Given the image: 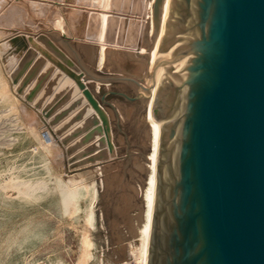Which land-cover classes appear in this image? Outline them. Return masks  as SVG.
<instances>
[{"label": "water", "instance_id": "1", "mask_svg": "<svg viewBox=\"0 0 264 264\" xmlns=\"http://www.w3.org/2000/svg\"><path fill=\"white\" fill-rule=\"evenodd\" d=\"M163 2L153 5L157 42ZM65 3L52 5L67 18L72 9ZM129 22L124 16L120 27ZM10 40L26 49L11 73L16 92L29 88L27 101L41 92L34 105L63 142H93L95 152L99 134L101 149L90 162L113 158L109 115L83 71L65 63V53L42 33L40 43L29 37L30 49L23 39ZM160 53L166 58L154 117L161 138L146 264H264V0H172ZM64 76L81 96L65 81L56 91ZM94 77L137 85L112 73ZM84 117L92 124L70 133Z\"/></svg>", "mask_w": 264, "mask_h": 264}, {"label": "bare ground", "instance_id": "2", "mask_svg": "<svg viewBox=\"0 0 264 264\" xmlns=\"http://www.w3.org/2000/svg\"><path fill=\"white\" fill-rule=\"evenodd\" d=\"M14 1L20 3L27 1L33 8L34 14H36L38 17L40 15L44 16L46 15L45 13L49 12L48 14L51 20L47 18L45 21L49 20L51 22V30L48 31L43 28L38 29L35 27L36 29L34 28L33 31H30L28 27V30L26 31V27H24L25 30H23L16 27V24H12L13 26L11 25V27H6L4 25L5 22L3 24V21H5L6 18L9 19L12 17V19H15L20 17L21 11L24 9L22 8L23 6L20 8V4L13 5L12 3H14ZM81 1L82 0H74L73 4H67L63 0H0V26L4 25L3 27H0V29H2V32L8 34L11 33L9 38L7 40L5 39V42H0V50L6 55L7 61L5 60V62H7L6 67L8 68L7 75L9 77V81L11 82L10 85L12 92L14 94H18L19 97H21L27 104L31 105L36 110V112H33V114H36L37 112L43 113L42 108L39 109L34 105L41 92L36 94L30 101L25 99L29 88L20 94L16 92L18 84L13 83L10 76L16 68L18 61L26 53V49H18L16 44L11 43V38L16 37L23 39L27 44V49H30L32 45L29 37L39 42L38 36L42 33L46 35L57 48L62 50V48H60L58 45L60 42L57 44L56 41H54L53 38L49 36V33L50 31L55 30V32H60L59 35H62V32L65 29V26H63L65 22V25H71L74 31L73 33V31L71 32L69 29L68 34L65 31V37L69 38V40L72 42L75 40V43L76 41H81L82 44L85 45H83L85 47H83V49L86 52L83 51V53L86 54V56L88 55L92 61L94 60L96 68L95 71L99 72L107 67L108 53L111 49L116 51H124L126 54L127 52H131L134 54L133 56L135 61L136 59H139V65H137V67H135L136 65L133 64V66L129 65V67L131 66L129 69H131L134 73L130 75L136 80L138 97L146 107L144 120L149 132L147 138V140H149V150L145 158V166L147 169L146 182L143 184L144 187L140 190L142 198V210L140 209V216L137 218V223H135L136 226L134 229L136 232V238L129 253L137 262V264H146L150 223L152 219V207L157 178V165L159 160L158 146L161 138V134L158 132L157 121L154 117L155 99L159 91L165 62L164 59L166 58V55L160 53V47L167 35V26L171 14L172 0H164L163 2L161 12V38L159 42L154 40L155 20L153 5L155 0L132 1L133 3H138L140 10L138 14L135 13L131 15V19L133 17L139 22V28L136 42L130 45L125 43L126 41L124 37L123 40L125 42H119V32L117 31V28H114L112 37L109 38V32H111L114 18L118 20L124 17L121 16L124 14V12L121 11L122 9L115 7V0H83V2L85 1L84 4ZM54 2L60 3V5H64V3L65 5H69L72 9L69 17L65 18L63 14L61 15L59 10H57L54 5L53 7H49V5L51 6ZM32 19L33 17L31 20ZM128 19L130 18L128 17ZM114 24L116 25V23ZM57 39L58 41L60 40L62 42V40L58 37ZM69 40L66 39L65 41L70 43ZM91 44L97 46L96 53L90 50ZM76 47V50L79 49L78 46ZM14 50L15 52H13ZM62 51L65 53V63L74 65V67H76L75 70L78 68L79 71H83V82L87 86L90 83H93L92 85H94L95 89L98 91L103 83L94 77V74L96 75V73H88L83 69L81 70V67L76 64L77 62L75 63L66 51ZM39 56L40 53H36V57L33 62H35ZM48 63L49 62L46 61L45 64ZM129 64H131V62ZM56 71L57 70L54 72ZM64 81L65 89H74L75 96H81V92L78 91L74 81L69 79L67 76H64V79L58 84L56 91ZM104 85L109 86V83H105ZM7 87L8 83L4 81L0 75V104L5 107L6 111L4 112L12 111V109L15 107L13 106V102L18 99L16 95H14L12 98L8 95L6 91L8 89ZM12 95L13 94H11V96ZM83 102L87 104L86 101L83 100L82 103ZM82 105H84V103ZM92 114L96 115L94 111ZM92 114L90 113L89 115ZM122 114H125V111ZM120 118L124 119V116ZM14 121L17 123V118H14ZM91 124L92 118L84 117L76 125L71 127L69 132L71 133L72 130H77L79 128H82L83 130ZM47 129L40 133L42 142L32 139L28 136L15 138L16 151H18L26 160V165H22L16 173H10L12 174V178L9 181V185L7 184L8 182L3 183L0 179V198L3 200V205L8 207L4 210L0 209V220H3L4 222H12L16 217V213L13 211L15 208H19L21 205L27 206L33 202L37 203L44 201L45 203L43 208L46 214L39 218L34 216H26L17 220L14 225L11 224V227L9 226L3 231L5 238L0 241V250L9 255L8 261L10 263L14 262L13 264H19L20 262L16 260L19 259L25 251L35 248L41 249V256L44 259V264H95L98 261V248L94 240L91 238L90 232H95L98 229L97 216L95 213V206L99 199L98 190L94 182H90L91 184H86L88 182H84V178L81 176H75L74 174L72 175V173L69 175L68 173H70L71 170L67 171V176L65 175L67 177L66 180H62L51 170V168H49L48 156L52 154V142L54 141V144H57L55 141L59 142L62 140V138H59L61 135H58L57 138ZM93 131H95L94 128ZM44 133L47 134L48 139L44 136ZM99 139V134L94 137V141L97 146L95 150L96 153H98L101 149ZM12 141L14 140L12 139ZM58 155L60 156L59 153ZM61 157L63 156L61 155ZM105 161L106 160H104V164L107 163V161ZM102 164L103 162L95 164L98 172L100 173ZM105 174H107V172ZM8 186L15 190L14 196L9 195V193H5V189ZM122 261L126 263V257H123ZM123 262L122 264H124Z\"/></svg>", "mask_w": 264, "mask_h": 264}, {"label": "rangeland", "instance_id": "3", "mask_svg": "<svg viewBox=\"0 0 264 264\" xmlns=\"http://www.w3.org/2000/svg\"><path fill=\"white\" fill-rule=\"evenodd\" d=\"M63 1L65 2V0ZM132 1L133 0H115V7L122 9L121 11L124 12V14L121 16L129 17L130 22L126 26L120 27L121 24L120 22L122 18L118 20L114 18L115 21L113 20L112 22L113 28L111 27V32H109V36H110L109 38H111L114 28H117V31L119 32V42L126 41L125 43L129 45L136 42L138 37V28H139V22L137 23L132 22L133 17L131 19V15L135 13L138 14L140 8L137 2L133 3ZM24 2L20 3L14 1V3H12L13 5L20 4L19 5L20 8L21 6H23L22 8H24L25 10L22 9L20 17H17L15 19H12V17L9 19L6 18L5 21H3V24L5 22L4 25L6 27H11L12 24H16V27L23 30H25L24 27L26 28L29 27L30 31H33L35 27L41 29L44 26L45 29L51 30L52 24H50L51 22L49 21L51 20L48 14L49 12L45 13L46 15L44 16L40 15L38 17L36 16V14H34V10L31 7V5L27 1ZM81 2L83 4L85 3V1L83 2V0ZM49 7H53V5L51 6L49 5ZM30 14H31V18L33 17L34 20L33 19L31 20ZM47 18L49 20L45 21V19ZM20 20H22L23 22ZM114 23H116V25ZM40 24L42 25V27L40 26ZM63 26H65L64 28L67 29L63 30L62 32L63 34L61 33L62 35H59L60 34L59 31L55 32V30H53L50 31V33L48 32L49 36H51L53 40L56 41L57 44L60 42L58 44L60 48L66 51L67 54L74 60L75 63L77 62L76 64H78L81 67V70L83 69L88 73H96V76H103V77L106 76L108 73L121 75L125 77H131L130 74H134L132 70L129 69L131 67V66L129 67V65L133 64L136 65L135 67H137V65H139L138 64L139 59H136L135 61V58L133 56L134 54L131 52H127V54L122 53L118 55L115 54L114 52H111V50H109L108 53L107 67L99 72L95 71L96 68H95L94 60L92 61L88 55L86 56V54L83 53V51L84 52L86 51L83 49L85 45L82 44L81 41H76L75 43V40H73L72 42L69 40V38H66L70 42L69 46H67L66 43L62 40V37L65 35V31L67 32V34L69 29L71 30V32L73 31V27L71 25L68 24L65 25L64 22ZM10 34L2 32V29H0V42H5L9 38ZM57 37L61 39L62 42L60 40L58 41ZM123 37L125 41L123 40ZM75 45L78 46L79 48L77 49L78 52L76 50L77 47ZM95 46L96 45L91 44L90 50L96 53L97 46L96 47ZM13 52H15V50ZM2 53L3 52L0 50L1 78L8 83V87H7L8 89L6 90L8 95L11 98L14 95L18 97V99H16L13 102L14 103L13 106L15 107L10 112H4L6 111V109L4 106L0 104V170H1L0 179L1 182L3 183L8 182L7 184L9 185V181L12 178V174L10 173L11 172L16 173L17 170H19L22 165L23 166L26 165V160L22 157V155L18 151H16L15 138L28 136L32 139H36L42 142L40 133L46 130L47 128H49L47 130H49V132H51L52 135L56 136L57 138L58 135L56 134L55 131L57 126H51L49 124V118L44 117L43 113L41 112H37L36 114L35 113L33 114V112H36V110L31 105L27 104L21 97H19L18 94L16 93L14 94L12 92L10 85L11 82L9 81V77L7 75L8 68L6 67L7 62H5V60L7 61L6 55L5 53L3 54ZM130 62L131 64H129ZM43 69H41L38 75L41 74ZM128 70L131 72H129ZM90 84H89L90 86L88 85V87L91 88L90 90L93 92L96 99L101 103L104 110L109 115V119L111 120L110 126L112 131V140L114 147L116 148L115 156L117 155L118 156L117 157L114 156L115 158L114 157L110 158L111 160L109 158L106 159L107 163L105 164L104 161H102L103 164L101 165V173H100L98 172L95 164L102 162H96V163L90 162L89 159L90 157L96 154V152L92 153L93 151H91L90 149V147L93 145V142H89L88 144L82 145L81 147H77L75 146V143L79 138L68 141V143H65L62 140H60L59 142L55 141V143L57 144H54V141L52 142V154L48 156V160H49L48 166L62 180L63 179L66 180L67 171L71 170V172L68 173L69 175H71L72 173V175L74 174L75 176L76 175L81 176L82 178H84L83 179L84 182H88L86 184H91L92 182L95 183V186L99 193V199L95 206L98 229L95 232H90L91 238L94 240L98 248L97 250L98 261L95 264H121L123 262L122 261L123 257H126V261L133 260V257L130 255L129 252L136 238L135 237L136 232L134 229L136 226L135 223H137V218L140 216L142 210V198H141L140 190L141 188L144 187L143 184H145L146 182L147 169L145 166L146 164L145 158L149 150V140H147L149 132L146 122L144 120L146 107L144 103L141 102L140 99L131 102L119 94V93H123L129 97H138L137 88H136L137 86L134 82L121 81V80L111 81L109 82V86H105L104 85L105 83H103V85L100 86V89L98 91L95 89V86L92 85L93 83ZM11 94L13 95L11 96ZM64 95L62 94L61 97L58 98V100H60ZM102 98H103V102H102ZM67 102L69 103V101ZM67 102H65V106L68 104ZM124 111L125 114H122ZM119 112L122 113L120 114ZM27 114L29 115V118ZM123 116L124 119L120 118ZM68 117H71V114ZM14 118H17V123L14 121ZM62 137L63 136H59L60 139ZM12 139L14 141H12ZM76 147L78 148V150ZM58 153L60 154V156L58 155ZM61 155L63 157H61ZM106 172L107 174H105ZM5 193L6 194L9 193V195L14 196L15 190H13L11 187L8 186L5 189ZM44 203H45L44 201H41L37 203L33 202L32 204L30 203L31 205L28 203L29 205L27 206L21 205L19 206V208H15L13 210L16 213V217L13 219L12 222L11 221L4 222L3 220H0V241H2L5 238V234H3L4 233L3 231L7 229L9 226L11 227V224L14 225L17 222V220L26 216H34L36 218L44 216L46 214L43 208ZM7 208H8L7 206L3 205L2 198H0V209L4 210ZM41 254L42 251L40 248L29 249L25 251L22 254V256L16 261H19L20 262L19 264H44V259L42 258ZM8 257L9 255H7L5 252L0 250V264H13L14 262L10 263L8 261Z\"/></svg>", "mask_w": 264, "mask_h": 264}, {"label": "built area", "instance_id": "4", "mask_svg": "<svg viewBox=\"0 0 264 264\" xmlns=\"http://www.w3.org/2000/svg\"><path fill=\"white\" fill-rule=\"evenodd\" d=\"M124 264H137V262L133 259V260H130V261H126V263H124Z\"/></svg>", "mask_w": 264, "mask_h": 264}]
</instances>
